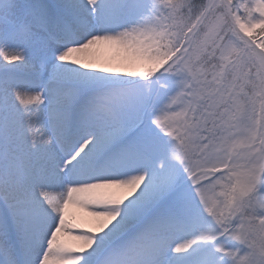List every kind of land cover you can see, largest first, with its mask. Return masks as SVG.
Listing matches in <instances>:
<instances>
[{"label": "snow or ice", "instance_id": "snow-or-ice-1", "mask_svg": "<svg viewBox=\"0 0 264 264\" xmlns=\"http://www.w3.org/2000/svg\"><path fill=\"white\" fill-rule=\"evenodd\" d=\"M0 264H264V0H0Z\"/></svg>", "mask_w": 264, "mask_h": 264}, {"label": "bare ground", "instance_id": "bare-ground-1", "mask_svg": "<svg viewBox=\"0 0 264 264\" xmlns=\"http://www.w3.org/2000/svg\"><path fill=\"white\" fill-rule=\"evenodd\" d=\"M52 194L58 195V193H52ZM70 213L75 217V222L80 224L82 229L95 226L94 219L83 210L70 208Z\"/></svg>", "mask_w": 264, "mask_h": 264}]
</instances>
